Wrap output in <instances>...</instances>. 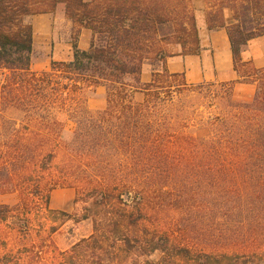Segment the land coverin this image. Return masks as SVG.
Wrapping results in <instances>:
<instances>
[{
    "label": "trees",
    "instance_id": "trees-1",
    "mask_svg": "<svg viewBox=\"0 0 264 264\" xmlns=\"http://www.w3.org/2000/svg\"><path fill=\"white\" fill-rule=\"evenodd\" d=\"M162 1L0 0V225L32 220L22 210L33 201L50 222L35 231L22 222L15 233L30 246L0 264H264V68L243 58L264 36V0H217L208 20L227 30L237 82L257 85L251 101L238 100L232 82L184 94V76L166 61L142 82L148 61L166 57L153 42L165 31ZM59 6L78 32L91 31L90 45L75 41L71 60L34 72L32 17ZM192 28L199 43L194 18ZM99 86L104 110L76 102ZM65 157L83 170L72 180L76 214L51 209L42 188ZM12 194L17 204L2 201ZM70 220L92 230L60 249L53 235Z\"/></svg>",
    "mask_w": 264,
    "mask_h": 264
},
{
    "label": "rangeland",
    "instance_id": "rangeland-1",
    "mask_svg": "<svg viewBox=\"0 0 264 264\" xmlns=\"http://www.w3.org/2000/svg\"><path fill=\"white\" fill-rule=\"evenodd\" d=\"M163 7H165L167 14L164 16L166 19L165 31L160 37L154 40V44L160 48L165 59L160 58L156 61H148L145 65L150 70L161 69L163 61H167L168 57L177 54H190V51L200 47L198 51L194 54L201 52L202 48L195 38V34L192 28L193 18L195 19L196 27L198 29V15L201 13L207 14V20H209L212 15L218 14L219 10L217 0H163ZM213 15V16H214ZM43 16H48L49 28L48 30H35L34 35V53L32 58V71L42 72L50 70L53 61H69L73 57V42H77L81 48L89 47L92 38V33L90 30L82 29L78 32V27L69 20L64 12L63 6H59L54 13H38L32 17L34 20ZM200 16V15H199ZM228 15L225 13V18ZM215 18V17H213ZM221 16L219 15L217 22H220ZM228 18V17H227ZM43 26L47 25V22H43ZM186 27V30L184 29ZM248 61L247 59H244ZM239 77L235 80L233 85L234 96L238 100L251 101L255 95L257 85L252 82H237ZM182 78H178L173 84V95L175 98L179 97L180 93L177 85L182 83ZM188 87L185 88L184 94H191L196 96L198 89L194 87L200 83H189ZM3 83V77H0V84ZM201 83H231L230 82H220V81H204ZM216 89V88H215ZM219 89V88H217ZM187 92V93H186ZM171 95V94H170ZM76 102L79 104H86L91 112L96 113L102 111L106 107V88L99 86L97 88L84 90L82 93L76 97ZM69 114L66 111H62L58 115V120L64 124V127L73 128L74 122L69 118ZM26 123L32 122L25 121ZM23 122V123H25ZM0 138H2L0 136ZM76 160H69L66 157L64 159L58 160L54 165V170L49 177H46L42 188L45 189L46 194L48 193L50 198V207L53 210L65 211L68 213L76 214L78 213L75 200L77 197V190L72 180L76 176H80L83 173L82 166ZM2 201L8 204H17L19 198L16 194L7 195L2 197ZM42 202L33 201L30 205L25 206L22 211L25 214H34V218L31 220L28 217H21L15 220L13 223L9 222L7 224L0 225V256L3 254L14 253L18 250H22L25 246H30L31 240L25 241L21 236L17 235L16 230H21V224L30 223L29 226L32 231H35L38 225H44L47 230V226L50 222H46L42 217H40L39 205ZM42 214L44 211L42 209ZM92 230V225L88 221L82 222L81 224L75 225V223L70 220L61 230L53 235V240L56 242L60 249H66L70 244L81 238L84 235L90 234ZM33 239V238H32Z\"/></svg>",
    "mask_w": 264,
    "mask_h": 264
},
{
    "label": "crops",
    "instance_id": "crops-1",
    "mask_svg": "<svg viewBox=\"0 0 264 264\" xmlns=\"http://www.w3.org/2000/svg\"><path fill=\"white\" fill-rule=\"evenodd\" d=\"M225 13L228 15L225 18ZM200 15V16H199ZM198 15V33L201 52L198 54H177L168 57L165 68L171 74H182L189 83L204 81L236 82L238 77L234 69V60L227 30L225 27L209 29L207 14ZM224 21L227 25L233 22L232 11L224 10ZM48 16L34 20L35 30H48ZM43 22H47L45 27ZM81 48V47H80ZM83 47L82 49H87ZM243 58L252 61L257 68H264V36L249 41ZM162 69V68H161ZM153 70L146 66L143 68L141 80L143 83L152 81ZM239 79V78H238Z\"/></svg>",
    "mask_w": 264,
    "mask_h": 264
}]
</instances>
